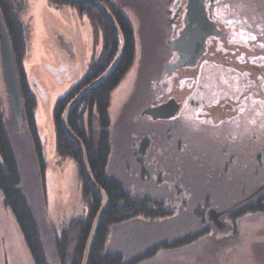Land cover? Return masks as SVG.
<instances>
[{"label": "rangeland", "instance_id": "374dc122", "mask_svg": "<svg viewBox=\"0 0 264 264\" xmlns=\"http://www.w3.org/2000/svg\"><path fill=\"white\" fill-rule=\"evenodd\" d=\"M112 1L135 28L137 52L133 67L112 95L113 150L108 172L134 195L162 201L173 211L163 218L138 216L112 226L108 241H115L125 254L114 252L130 259L162 242L207 227L195 241L179 248H158L153 257L140 264H264V212L239 218L230 215L240 208V200L252 201L253 193L264 186V47H260V60L252 59L260 65V99L258 105L244 110L240 122L233 119L231 123L198 125L195 107L190 104L176 117L154 120L142 111L170 89V84L164 86L170 79H162L161 73L165 62L175 59L169 44L173 27L168 23V0ZM213 2L217 20L239 26L237 20L227 17L232 10L238 11L248 16L249 28L264 32V0ZM20 17L27 42L23 67L37 98L35 118L47 163L44 182L27 128L19 126L14 115L1 43L0 102L19 163L22 189L35 213L48 261L59 264L52 230L59 233L72 218L86 216L87 207L76 162L59 156L56 149L54 107L81 80L102 44L93 47L88 19L69 6L25 0ZM241 32L253 37L250 31ZM237 76L229 69L205 63L200 72L202 90L195 88L193 80L182 85L190 86V94L202 92L209 101L221 90L234 96V91L224 85L230 81L236 86L232 79ZM211 208L227 209L221 220L231 228L220 230L209 218ZM106 249L109 251L108 245ZM0 264H34L1 191Z\"/></svg>", "mask_w": 264, "mask_h": 264}, {"label": "trees", "instance_id": "16d2710c", "mask_svg": "<svg viewBox=\"0 0 264 264\" xmlns=\"http://www.w3.org/2000/svg\"><path fill=\"white\" fill-rule=\"evenodd\" d=\"M25 0H0V14L9 32L13 55L17 66L19 85L22 96L23 125L26 126L39 166L43 182L46 176L47 163L35 118L37 98L31 90L23 67L27 53V42L24 25L20 17V7ZM57 6H69L86 17L91 25L93 47H102L95 52L84 76L68 93L57 100L54 107V125L56 149L59 156L72 158L76 162L81 179V193L87 207V215L74 217L62 226L59 233L53 228L54 245L59 264H82L86 245L94 220L101 209L102 197L89 183L82 161L81 152L76 142L66 133L62 117L68 104L88 84L100 77L114 61L119 40L111 22L104 12L95 4L84 0H48ZM114 15L122 31L124 50L122 57L113 72L98 86L91 89L77 103L68 115L71 130L82 140L88 155L90 170L96 182L108 196V207L100 221L88 264H140L153 257L158 248H179L195 241L206 232L203 228L171 242H162L143 253L126 259L121 252L106 249L112 226L127 222L138 216L156 219L163 218L173 211L166 203L156 201L149 196H136L118 178L108 172L113 150L112 132L114 128L110 114L112 95L124 77L133 67L136 60V33L131 21L123 9L112 0H100ZM101 40V41H100ZM0 191L4 203L13 213L20 227L34 264H50L43 245L41 232L35 213L28 197L22 189V175L14 152L13 144L2 113L0 102ZM251 195V194H250ZM240 200V208L230 212L233 218L247 213L264 212V188L253 196ZM251 199V198H250ZM230 211V210H228Z\"/></svg>", "mask_w": 264, "mask_h": 264}, {"label": "flooded vegetation", "instance_id": "af4514ba", "mask_svg": "<svg viewBox=\"0 0 264 264\" xmlns=\"http://www.w3.org/2000/svg\"><path fill=\"white\" fill-rule=\"evenodd\" d=\"M188 1L168 0L170 6L167 8L169 14L168 23L173 27V39L180 35V32L186 25L185 19ZM213 4V0H206L205 2L209 19L218 24V33L207 37L205 52L195 65L185 66L166 74L161 73L162 79L166 77L170 79L164 86L170 84L171 87L162 95H158V98L156 97L144 110L149 106L160 105L175 100L180 105V108L173 117L180 115L184 105L190 104L195 107L194 118L198 122V125H219L231 123L233 119H236V122H240L244 110H247L249 106L255 107L258 105L257 101L260 99V65L259 63L252 62V59L260 60V47H264V32L260 33V28L259 30L249 28L248 16L232 9H229L232 11L227 17L230 20H237L239 26L217 20L213 15ZM258 25H260V22L257 23ZM241 29H245L247 33L250 31L253 37L250 38L248 34L245 35L241 32ZM171 51L175 55V59L165 62V64L174 63L179 58L178 53L173 51L172 47ZM205 63L216 64L217 66L229 69L232 73L238 74L237 77L232 79V81L236 82V86H233L230 81L224 85V88L227 87V89L234 91V96L221 90L216 96H213V99L209 97V101L200 91H197V93L193 92L198 95V98L191 97L193 93H189L190 86L188 84L182 85V82L193 80L192 84L195 88L198 86V90H202L204 84L203 81H200V72ZM250 69H255V72L249 73ZM144 110L142 111V115L154 119L150 114L144 113Z\"/></svg>", "mask_w": 264, "mask_h": 264}, {"label": "water", "instance_id": "95a60500", "mask_svg": "<svg viewBox=\"0 0 264 264\" xmlns=\"http://www.w3.org/2000/svg\"><path fill=\"white\" fill-rule=\"evenodd\" d=\"M84 1H88L90 3L95 4L104 12V14L111 22L114 30L116 31L119 40L118 53L114 61L110 65V67L100 77H98L90 84H88L83 90L80 91V93L76 97H74V99L66 107L62 117L63 127L66 133L76 142V144L79 147L86 177L89 183L102 197V206L94 220L83 258L82 264H88L92 245L100 221L102 220V217L108 207V196L106 192L96 182V180L92 175L88 162V155L86 152V148L82 140L71 130L68 124V115L71 109L77 103H79L91 89L102 83L113 72V70L115 69V67L117 66V64L119 63L122 57L124 50V39L118 22L116 21L114 15L109 10V8L103 2H101L100 0H84ZM205 2L206 0L188 1V7H187L188 9L185 19L186 25L182 29L178 37L169 41L172 50L178 53L179 58L174 63H166L163 67L162 74H166L167 72L178 70L185 66L195 65L198 62L199 58L202 56V54L205 52L207 37L218 33L217 32L218 24L209 19ZM0 43L2 50L4 75L7 83L11 105L19 126H22L23 125L22 96L19 85V76L13 55L10 35L2 19L1 14H0ZM179 108L180 105L177 102H175V100H171L169 102L160 105L149 106L144 110V113L150 114L154 119H159V118L167 119L175 116L176 113L179 111ZM262 188H264V186L257 189V191H255L253 194L257 193ZM226 211L227 209L218 211L215 208H211L209 210V218L217 225V227L220 230L224 228L225 229L231 228L230 224L221 220V215Z\"/></svg>", "mask_w": 264, "mask_h": 264}, {"label": "crops", "instance_id": "0c3cea01", "mask_svg": "<svg viewBox=\"0 0 264 264\" xmlns=\"http://www.w3.org/2000/svg\"><path fill=\"white\" fill-rule=\"evenodd\" d=\"M70 14H72V13H70ZM90 33H91V30L89 28V36H90ZM90 48H92V47H90ZM92 50H93V48H92ZM83 213H84V211H83ZM107 245H108L109 251H122L125 254V250H123L121 247L115 246V241H113V240H112V242L108 241Z\"/></svg>", "mask_w": 264, "mask_h": 264}]
</instances>
